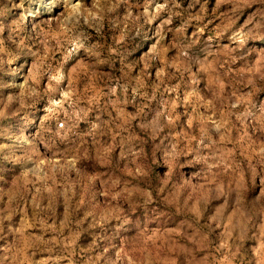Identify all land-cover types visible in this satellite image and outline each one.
I'll return each mask as SVG.
<instances>
[{
	"label": "clouds",
	"instance_id": "clouds-1",
	"mask_svg": "<svg viewBox=\"0 0 264 264\" xmlns=\"http://www.w3.org/2000/svg\"><path fill=\"white\" fill-rule=\"evenodd\" d=\"M0 264H264V0H0Z\"/></svg>",
	"mask_w": 264,
	"mask_h": 264
}]
</instances>
